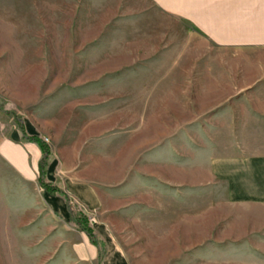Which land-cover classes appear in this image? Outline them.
<instances>
[{
    "label": "rangeland",
    "instance_id": "obj_1",
    "mask_svg": "<svg viewBox=\"0 0 264 264\" xmlns=\"http://www.w3.org/2000/svg\"><path fill=\"white\" fill-rule=\"evenodd\" d=\"M126 6L0 0V264H116L111 248L118 264H264V213L213 171L240 155L226 113L240 108V56L226 52L239 44L128 23ZM14 116L49 145L44 179L94 190L95 207L72 209L96 244L47 210L36 170L19 173Z\"/></svg>",
    "mask_w": 264,
    "mask_h": 264
},
{
    "label": "crops",
    "instance_id": "obj_2",
    "mask_svg": "<svg viewBox=\"0 0 264 264\" xmlns=\"http://www.w3.org/2000/svg\"><path fill=\"white\" fill-rule=\"evenodd\" d=\"M115 1L127 2L128 23L156 25V18L169 19V23L172 21L171 23L182 26L183 31L207 44L219 42L228 47L239 44V49L228 48L226 52L230 57L234 51L239 52L240 85L235 93L239 96L229 102L232 104L235 101L240 108H228L226 113L230 112L231 115L228 128L231 131L240 130L230 132L231 136L242 138L240 155L217 159L213 163V171L219 179L225 181L228 197L245 203L249 208H256V216L260 218L264 213V0ZM119 7L121 5L117 4L116 8ZM150 18L154 20H148ZM225 67L229 69V64ZM237 112L239 118L233 114ZM254 137L255 142L253 139L245 141V138ZM254 145L256 147L249 148ZM7 150L11 156L19 158L21 175L28 176L37 171L36 162L40 150L33 141L26 140L24 147L19 145V150ZM5 154L11 158L9 154ZM54 164V161L49 163L46 173L48 176L52 175ZM50 182L61 186L68 196L86 208H93L97 204V196L88 184ZM41 198L49 212L63 220L69 217L71 219L70 208L62 194L42 189ZM112 256L118 261L113 248L109 252V258Z\"/></svg>",
    "mask_w": 264,
    "mask_h": 264
},
{
    "label": "trees",
    "instance_id": "obj_3",
    "mask_svg": "<svg viewBox=\"0 0 264 264\" xmlns=\"http://www.w3.org/2000/svg\"><path fill=\"white\" fill-rule=\"evenodd\" d=\"M8 110H6L7 112ZM17 119L18 130L21 138L27 141H33L40 150V156L36 162L37 165V181L39 185L50 192H58L62 194L67 202V205L70 208V215L72 221H74L77 227L82 230L86 236L89 238L90 242L96 244V237L93 231V227L89 224L87 219V214L83 210H79V213L76 214L72 209L73 199L67 195L63 188L57 184H53L50 181L44 179L45 176V166L47 161L50 158V148L46 140H44L40 135L36 133H27L24 129V126L21 122L18 121L17 116H14Z\"/></svg>",
    "mask_w": 264,
    "mask_h": 264
},
{
    "label": "bare ground",
    "instance_id": "obj_4",
    "mask_svg": "<svg viewBox=\"0 0 264 264\" xmlns=\"http://www.w3.org/2000/svg\"><path fill=\"white\" fill-rule=\"evenodd\" d=\"M112 257H114V256H112ZM114 259H115V257H114ZM115 262H116V264H118V262L116 261V259H115Z\"/></svg>",
    "mask_w": 264,
    "mask_h": 264
}]
</instances>
